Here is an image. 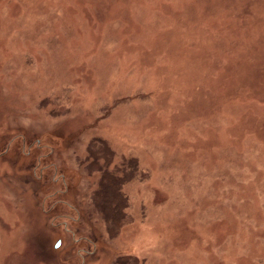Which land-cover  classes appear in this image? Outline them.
Here are the masks:
<instances>
[{"label":"rangeland","instance_id":"1","mask_svg":"<svg viewBox=\"0 0 264 264\" xmlns=\"http://www.w3.org/2000/svg\"><path fill=\"white\" fill-rule=\"evenodd\" d=\"M129 259L264 264V0H0V264Z\"/></svg>","mask_w":264,"mask_h":264},{"label":"trees","instance_id":"2","mask_svg":"<svg viewBox=\"0 0 264 264\" xmlns=\"http://www.w3.org/2000/svg\"><path fill=\"white\" fill-rule=\"evenodd\" d=\"M102 157L108 156L109 149L107 146H101L97 151ZM138 172V167L135 164L133 165V171L129 174L127 179L133 178L134 175ZM110 177H105L103 182L104 191H101L99 197V203L101 208L105 212L104 220L109 229L112 230L113 234H119V231L122 227L129 221L130 216L126 214L128 209V200L125 195L122 194V188L125 185L123 179H117L115 175L108 174ZM133 175V176H132ZM125 264H138V260L129 259Z\"/></svg>","mask_w":264,"mask_h":264},{"label":"water","instance_id":"3","mask_svg":"<svg viewBox=\"0 0 264 264\" xmlns=\"http://www.w3.org/2000/svg\"><path fill=\"white\" fill-rule=\"evenodd\" d=\"M59 246H60V244H58V245L56 246V249L59 248Z\"/></svg>","mask_w":264,"mask_h":264}]
</instances>
